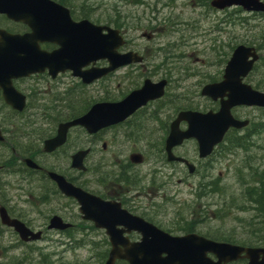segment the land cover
Segmentation results:
<instances>
[{"label": "water", "instance_id": "water-1", "mask_svg": "<svg viewBox=\"0 0 264 264\" xmlns=\"http://www.w3.org/2000/svg\"><path fill=\"white\" fill-rule=\"evenodd\" d=\"M211 6L218 10L240 6L245 11L264 12V3L258 0H213ZM63 13L68 21L61 18ZM0 14H5L8 19L21 22L31 29V34L23 36L0 31V92L5 103L13 109L21 110L24 98L12 87V80L43 72L44 69H47L51 77L58 72L70 70L73 77L88 84L120 66L141 61L133 53L117 54L116 49L122 44L117 35L118 31L104 26L96 27L87 21L73 23L66 10L50 0H0ZM42 42L55 43L60 48L46 53L39 48V43ZM98 60H106L109 66L82 70ZM256 60L257 56L252 48L237 47L225 67L223 80L205 85L201 90L202 96L213 101L220 99L219 110L216 113H178L166 140L168 160L182 161L174 158L170 149L185 139L194 138L197 141L199 157L203 158L222 140L229 128L240 129L246 126L247 121H238L231 116V108L242 105L264 108V94L241 83ZM164 86L165 81L162 80L155 84L145 80L140 89L130 92L120 102L92 106L84 116L60 126L57 136L46 141L44 149L51 151L59 146L70 126L79 125L93 133L122 121L147 101L162 96ZM181 121L187 123L185 131L178 129ZM85 154L86 152L81 151L73 155V168L83 170ZM27 164L35 168L30 161ZM188 169L192 172L193 167L188 165ZM50 176L62 193L77 201L82 219L105 230L111 248L104 264H114L116 259L126 261L127 264H226L240 257L247 259V264H264V248L245 249L215 243L195 235L171 237L139 218L122 214L113 204L70 187L61 177L52 174ZM0 218L2 224L14 228L21 240L38 239L39 234H34L23 224L9 219L3 209H0ZM118 226L124 228L118 229ZM64 227L66 225L59 218L53 217L48 228ZM129 231L139 233L142 236L140 242L131 243L122 236L123 232ZM206 253L212 254L216 261L208 259ZM242 254L244 255L241 256Z\"/></svg>", "mask_w": 264, "mask_h": 264}, {"label": "flooded vegetation", "instance_id": "flooded-vegetation-1", "mask_svg": "<svg viewBox=\"0 0 264 264\" xmlns=\"http://www.w3.org/2000/svg\"><path fill=\"white\" fill-rule=\"evenodd\" d=\"M261 1L264 2V0ZM70 16L72 18L71 14ZM262 18H264V14L262 13H247L245 14V24L243 26L246 28V31H252L255 22H261L263 24ZM78 20H80L79 17L74 21ZM119 22L122 23V17ZM10 24L16 25L17 23L10 22ZM27 31L28 30L25 29L21 33ZM123 36L127 42L128 40L132 41L130 37L126 35ZM127 42L119 48L118 52L133 51L140 53L138 49L139 46L135 42ZM40 48L49 52L57 49V46L43 43L40 45ZM155 56L157 55L154 54L150 59H153ZM230 56L231 54L228 59ZM260 61L261 55L259 54V60L254 64L253 70L249 72L244 83L253 90L264 93V74L259 73ZM95 66L106 67L107 63L105 61H98ZM151 67L152 63L144 64V62L139 65L128 66L122 68V70L120 69L121 71H115L95 81L90 86L84 85L81 80L72 77L69 72L51 77L44 71L29 77L16 79L12 82V85L24 97L25 106L20 112L13 110L12 112L9 110V113L5 114V117L0 118V130L5 138L3 145L0 147V156L3 159L0 163V167L3 168L5 175L16 173L18 176L15 177L14 174H10L7 178V182H3V185L6 184L9 186V189L8 187L3 189L11 192L13 188L21 190L26 185H29L28 190L35 188L40 206L39 213H43V209L45 208L50 209L49 204L59 209L42 216L41 222L45 224V228L48 220L52 217H58L66 223H71L72 220L73 230H76V233L85 232L88 236L94 234L99 237V240H106L99 242V247L101 248H98V253L101 251L102 254H107L110 251V245L107 242L108 237L105 231L95 228L89 221L84 222L81 220V217L77 213L75 201L61 194L56 182L48 176L49 172L55 173L57 176L61 177L63 181L80 188L86 194L92 195L105 203L119 206L121 211H125L131 216L141 218L166 232L167 230L171 231V229L177 228V226H182L192 231L189 233L196 232L205 235L206 231H208L202 221L199 222L196 219L191 220L194 218L193 215L189 219L174 220V224L168 228L160 224V221L150 216L152 214L159 216L161 212L160 209H158L159 203L166 202L169 197H172L174 193H176L173 189L175 185L181 186L184 189L188 187V190L191 192L190 195H194L191 197L194 201L196 199L198 201L199 215L203 213L204 215H211L213 218L219 215L218 209L220 200H223L220 192L222 185L219 181V173L217 176L209 177L210 180H207V182L201 181L194 183L187 181L188 178L192 176L200 177L199 170L202 172V167L208 166L209 157L203 160L197 158L196 142L193 140H185L178 146L170 149L174 157L182 158V160L184 159L188 163L193 164L194 171L192 175L188 174L186 165L168 160L166 140L170 133L169 129L172 120L165 128L163 140L159 139L161 143L159 149L156 148L155 152L157 153L148 155L149 150L146 149L145 146L139 149L133 144L131 147L135 148V150L129 152L130 154L127 153L125 155L118 151L113 153L111 159H107L111 156L109 152H112V148H114L111 142L105 141L107 138L113 140L115 144L119 146H124L123 144L129 143L130 141L136 142L135 139L138 138V136L140 137V141L146 140L147 136L144 132H147L148 129L146 128L149 127L145 128L143 123L147 124L149 121L145 115L148 114V108L155 104V102L147 104L145 108L141 107L121 123L110 128L101 129L94 134L85 133L88 132L85 129H83V131L79 128H70L67 130L65 141L61 146L56 147L50 153L43 152L45 147L44 142L57 136L58 127L62 122L80 116L84 111L89 110L95 104L115 103L125 98L126 93L122 94L117 99L105 98L106 93L110 90L109 87L112 82L119 84L124 81L127 76L138 78L142 73H146V70H148L147 73L149 74L161 76V78L158 80L156 79V81L164 79L167 81V84L169 83L167 80L168 78L164 76L166 74L157 70V68L161 69L162 65H158L156 68ZM117 73L119 74L116 75ZM33 96H35L34 99ZM82 102L84 106L81 112L75 114L73 112L75 104H80ZM248 109L257 111L261 115L264 114V110L261 108L251 107ZM258 121L262 123V119ZM184 128L185 125L182 124L181 129ZM148 134L150 135V133ZM228 137L238 139L241 142L248 141L246 135H227L226 138ZM189 143L194 146L192 147L193 156L188 155L190 154L187 148V144ZM80 150H85L87 152L84 161L86 171L83 173L72 169L71 163L72 155ZM219 151V145L214 147L211 153L212 157H210L213 158L217 156ZM25 155L29 158H34V161L41 170H30V172L23 163L24 157L22 156ZM153 161H155V163L159 162V167L161 169V177L157 182L155 181L156 176L153 173L154 170L150 171L149 167L145 166ZM146 171L149 174L152 172L153 178L150 183H143L145 177L142 178V175L144 174L145 176ZM178 171L182 176L188 178L184 180V182V178L178 179L177 184H172L170 179L172 175ZM203 175L205 178L207 173H203ZM34 177L37 178L34 179ZM11 180L15 181L14 185L11 183ZM33 180L35 182H32ZM36 186L38 187L36 188ZM202 208L205 209L201 211ZM72 210L74 213H72ZM61 212H63V214ZM219 212L221 213V210ZM17 215L22 217L21 214ZM201 217H198V219ZM78 222L79 224H77ZM196 224L202 227L204 231L195 228L194 225ZM260 224L261 222L257 225L259 226ZM239 226L243 227V225ZM261 227L262 226L255 229L253 225H248L247 228H245L246 232L244 234L248 236L260 235L259 230ZM238 230L239 228H237V231ZM237 234H242V230L239 233L237 232ZM124 236L127 237L130 242L137 241L139 238V235L135 232L125 233ZM117 264H120V261L117 262ZM232 264H246V261L240 260Z\"/></svg>", "mask_w": 264, "mask_h": 264}, {"label": "rangeland", "instance_id": "rangeland-1", "mask_svg": "<svg viewBox=\"0 0 264 264\" xmlns=\"http://www.w3.org/2000/svg\"><path fill=\"white\" fill-rule=\"evenodd\" d=\"M141 1L146 3L147 9H145L146 6H141L140 3H132V0L92 1L93 6L98 4L99 7L96 10L106 18L112 14V9L115 7L114 16H116L118 7L123 11L122 13L136 14L138 16L136 21L141 23L142 26L135 25L131 28L129 34L132 41H128L127 43L135 42L139 46L138 49L141 51L143 57L149 60L151 56L157 54V56L151 59V68L162 65L161 69L157 68V70L165 73V77L169 81L165 96L150 106L147 110L148 114L145 115L149 119L147 124L143 123L145 128L149 127L146 128L148 131L144 132L147 136L146 140L140 141V137L138 136L135 139L136 142L130 141L129 143L123 144L124 146H119L113 140L107 138L105 141L111 142L114 146L112 152H109L111 156L107 159H111L113 153L118 151L125 155L127 153L130 154L129 152L135 150V148L131 147L133 144L139 149L145 146L149 150L148 155L157 153L155 151L156 148L159 149L160 140H163L165 136L166 126L176 117L179 111L189 109L207 111L214 108L210 100L200 95V90L206 83L216 82L219 79L224 65L223 57L229 54L233 45L247 42L259 50L261 54V61L259 63V70L261 72L259 71V73L264 74V40L260 41V39L264 38V18H262L263 24L261 22H255L252 31H246V28L243 26L245 24V12L234 8L216 11L206 6L207 2L209 3L211 0ZM173 22L176 24L171 26ZM135 23L133 22L132 25ZM180 26L181 31L178 34H171V30H169L171 27ZM188 26L191 28L186 30L185 27ZM146 35H149L150 38L146 39ZM181 36L185 38L186 43L180 44L182 43ZM258 41L260 42L258 43ZM169 43H178L180 45L174 50V47H170ZM148 74L144 73L138 78L127 76L119 84L112 82L105 98L117 99L122 94L137 87L142 77H148ZM150 78L156 80L161 77L152 75ZM34 98L35 96H33ZM83 106V102L75 104L73 112L75 114L80 113ZM233 114L235 117L249 119L251 121L247 129L236 132L237 136L246 135L248 142L243 146H237L231 152L228 151L223 158L219 156L211 158L208 161V166L202 167V172L199 170L200 177H184L178 171L172 175L170 182L177 184L178 179L181 178H184L183 182L187 178L188 182H207V180H210L211 177L219 173L221 176V189L224 188L226 190V200H235L238 208L233 212H226L229 215H226L227 217L220 216L222 220L217 216L213 218L211 215H204L203 213L199 215L198 201L196 198L194 201L191 197L194 195H190L191 192L188 190V187L184 189L181 186L175 185L173 189L176 193L174 195L172 194L173 196L169 197L166 202L159 203L158 209L161 211L159 216L149 214L160 221V224L168 228L174 224V220L189 219L193 215L194 218L191 220L196 219L199 222L202 221L210 231L213 230L229 234L235 233L239 227L237 224L240 221L243 224L253 225L255 229L259 228L257 224L261 218L259 216L260 209L257 207L254 210L252 208L246 209L249 207V204L244 200L243 196L245 193L243 191L258 186L255 184L258 178L256 176H249V166L254 171H260L264 168V125H261L258 121L260 119L264 120V116L258 114L256 111H250L243 107L234 110ZM192 147H194L193 144H187L190 152L188 155L191 156L194 155L192 153ZM145 166L149 167L150 171L154 170L153 173L156 176L155 181L157 182L161 177L159 162L155 163L153 161ZM145 166L142 167L146 168ZM203 173H207L205 178L203 177ZM144 177L145 181L143 180V183H150L153 178L152 172L149 174L146 171L145 176L144 174L142 175V178ZM0 179L3 180L0 181V198L5 200V204L13 212V215L21 214L22 211L25 212L26 214L22 213V218L25 219L27 215L30 220L29 226L33 230L35 229L34 231H37V227L42 223V216L59 210L57 207L49 204L50 209H43V213L37 212V209L30 201H25L29 198L31 192L28 190L29 186L26 185L21 190L8 192L3 189L7 187L9 189V186L6 184L3 185V182H7L6 177L2 176ZM11 183L14 185L15 181L11 180ZM223 204V201H221V206ZM204 209L202 208L201 211ZM61 213L63 214V212ZM72 213H74L73 210ZM198 217L201 218L198 219ZM194 227L204 231L198 224L194 225ZM171 230L176 235L183 233L182 231ZM0 232V264H5V262L12 258L14 261H17L18 258H24L23 264H42V254H39L41 251L48 253L45 254L48 256L47 264H98V261L96 263L95 251L90 253L87 248L69 250L59 244L62 240L66 239L60 238L51 232L44 233L43 237L45 239H40L34 244L28 243L30 245L19 248L10 247L16 244L17 236L4 229H0ZM242 238L246 239L250 237L244 234H236L235 240L229 238L228 240L243 244L242 241H246ZM32 249H36V251L32 253ZM25 253H28L27 258L24 255ZM101 256L102 252L99 251L98 259Z\"/></svg>", "mask_w": 264, "mask_h": 264}, {"label": "trees", "instance_id": "trees-1", "mask_svg": "<svg viewBox=\"0 0 264 264\" xmlns=\"http://www.w3.org/2000/svg\"><path fill=\"white\" fill-rule=\"evenodd\" d=\"M74 1H76L77 7H80V10L82 11L81 13L85 17L90 19V16H91V18H92L91 20H93L94 22H100L102 20L101 15L96 12V8L99 6H98V4L93 6V4H92L93 0H74ZM69 3H71V1H69ZM132 3H140V4H142V6H144V7L146 6V3L143 1L140 2V0H132ZM206 6H209L208 2L206 4ZM115 9H116V7L114 9H112V15H110L109 18L103 19V21L106 22L107 24L112 25L115 28H118V29H121V27L126 28L127 22L124 20L125 18L122 19V23L118 22L119 20L115 19V17L120 16L123 11L118 7L116 16H114L115 15ZM175 24L176 23L173 22L171 26H173ZM189 28H191V27L190 26L185 27L186 30H188ZM169 30H171V34L172 33H179L181 31V26L180 27H174V28L171 27ZM181 39H182V43H180V44L186 43L185 38L183 36ZM229 133H230L229 134L230 136H233V135L236 136L235 131H230ZM224 141H225L224 144L223 145L221 144V147H220V154H222V156H225L228 151L231 152L232 150L236 149L237 146H243L246 142H248V141L241 142L238 139H234V138H230V137L226 138ZM249 171H250V173H249L250 177L256 176L258 178L256 183H255L258 186L255 188H249V189H246L245 191H243L245 193L243 197H244L245 202L247 204H249V207H248L249 209L252 208L254 210V209H256V207L260 209L259 210V216L261 217V219H263L262 220V223H263L264 222V168H263V170H260V171H254L251 168V166H249ZM218 237H221V235H219ZM219 240H222L225 242L230 241V240H228V238H221ZM74 244H75V242H74ZM74 248H77V247L74 246ZM95 256L97 257L96 263L98 261V264H102L105 255H103V257L102 258L100 257L99 259H98L99 255H95ZM41 258L43 260L41 263L47 264L48 256H46L43 253ZM21 261L22 260H17V261L13 260V262L15 264H19Z\"/></svg>", "mask_w": 264, "mask_h": 264}]
</instances>
